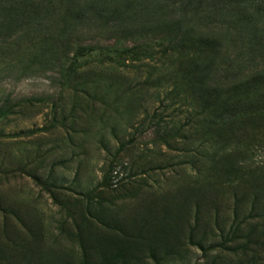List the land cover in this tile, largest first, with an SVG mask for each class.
Here are the masks:
<instances>
[{
    "label": "rangeland",
    "instance_id": "374dc122",
    "mask_svg": "<svg viewBox=\"0 0 264 264\" xmlns=\"http://www.w3.org/2000/svg\"><path fill=\"white\" fill-rule=\"evenodd\" d=\"M166 1L0 0V264H264V57Z\"/></svg>",
    "mask_w": 264,
    "mask_h": 264
},
{
    "label": "trees",
    "instance_id": "16d2710c",
    "mask_svg": "<svg viewBox=\"0 0 264 264\" xmlns=\"http://www.w3.org/2000/svg\"><path fill=\"white\" fill-rule=\"evenodd\" d=\"M159 8L158 12H169L170 14L179 13V18H173L168 24L173 30L174 29H183L182 19L190 18V16L196 17L195 20L204 19L210 20L214 16H221L223 18L230 19L228 23L220 21V27L224 28L228 26H241L246 32L249 42V50L251 54L256 55L258 58L264 57V0H172L171 2L157 3ZM111 14H124L127 13V8L118 9L113 7ZM219 26H209L207 27L208 32L201 33L197 39L204 42L206 46H212L209 44L208 35L217 34L215 29ZM159 30V28H156ZM192 28L189 27L188 30H182L185 33L189 32V35L192 36ZM193 38V37H192ZM210 38V37H208ZM218 41V40H217ZM189 42L193 43V39H190ZM217 42V48L218 44ZM257 57L255 59H257ZM232 62V61H231ZM230 64V63H228ZM228 64L221 65V67H226L227 71L230 69L227 68ZM264 64V62H263ZM209 64H204V70L202 75L207 71V68L210 67ZM264 66V65H263ZM255 76L258 79L264 78V67L261 70H256ZM241 75L235 74V79L238 80V85H235L231 91V95L234 94L241 84ZM238 88V89H237ZM237 89V90H236Z\"/></svg>",
    "mask_w": 264,
    "mask_h": 264
}]
</instances>
